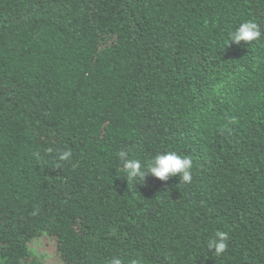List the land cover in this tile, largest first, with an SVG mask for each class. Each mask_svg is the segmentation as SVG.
I'll return each mask as SVG.
<instances>
[{"label":"trees","instance_id":"trees-1","mask_svg":"<svg viewBox=\"0 0 264 264\" xmlns=\"http://www.w3.org/2000/svg\"><path fill=\"white\" fill-rule=\"evenodd\" d=\"M117 261L264 264V0H0V264Z\"/></svg>","mask_w":264,"mask_h":264},{"label":"clouds","instance_id":"clouds-1","mask_svg":"<svg viewBox=\"0 0 264 264\" xmlns=\"http://www.w3.org/2000/svg\"><path fill=\"white\" fill-rule=\"evenodd\" d=\"M260 36L261 30L258 24L254 21L247 20L240 23L234 31L228 34V43L232 42L239 45L243 41L249 44L258 40ZM70 155V151H64L60 158L66 160ZM120 159L123 168L122 174L127 180H133L136 183H141V181L144 183L148 175H152L162 181H166L172 176H178L180 181L185 183L191 182V158L181 156L174 151L158 153L146 161L129 158L127 152L121 151ZM227 240V233L217 230L214 235L206 240V250L216 256H220L227 250ZM116 264H119V262L117 261Z\"/></svg>","mask_w":264,"mask_h":264}]
</instances>
